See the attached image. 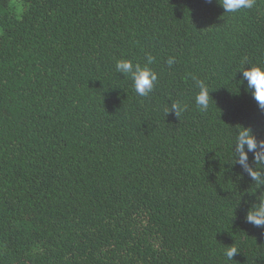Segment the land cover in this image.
<instances>
[{
	"label": "trees",
	"instance_id": "16d2710c",
	"mask_svg": "<svg viewBox=\"0 0 264 264\" xmlns=\"http://www.w3.org/2000/svg\"><path fill=\"white\" fill-rule=\"evenodd\" d=\"M244 61L264 65V0H0V264H264V185L230 165L235 125L264 139Z\"/></svg>",
	"mask_w": 264,
	"mask_h": 264
},
{
	"label": "clouds",
	"instance_id": "9594fccd",
	"mask_svg": "<svg viewBox=\"0 0 264 264\" xmlns=\"http://www.w3.org/2000/svg\"><path fill=\"white\" fill-rule=\"evenodd\" d=\"M256 0H217L224 13H236L242 9H251ZM154 58L148 56V64L153 62ZM175 62L173 57H169L167 64L172 66ZM249 65V67H245ZM115 70L123 77L132 80L134 91L141 97L147 96L153 91L158 80L157 73L148 65L141 66L139 63H133L130 59H119L115 63ZM241 73L240 84L244 85V91L249 94L256 102L258 110L264 114V65H256L250 62H242L239 69ZM199 91L195 95V104L202 112H207L210 107V90L203 80L196 79ZM187 105L180 100H172L169 108L165 109L167 115L170 111L174 112L176 117H180L186 110ZM233 139L230 145L231 166L239 165L243 170L237 173L239 178H243L244 172L248 174L251 181L257 187L264 185V139H258L250 125L237 124L233 128ZM249 153L253 155V161L249 163ZM254 194V193H253ZM259 203L250 204L246 213V221L258 228H264V193L258 198ZM238 249L234 246H226L223 254L227 260H233Z\"/></svg>",
	"mask_w": 264,
	"mask_h": 264
}]
</instances>
